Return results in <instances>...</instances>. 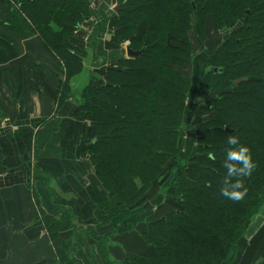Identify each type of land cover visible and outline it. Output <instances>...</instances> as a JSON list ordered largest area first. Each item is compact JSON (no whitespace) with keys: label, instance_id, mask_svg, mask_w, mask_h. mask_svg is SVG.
Listing matches in <instances>:
<instances>
[{"label":"trees","instance_id":"trees-1","mask_svg":"<svg viewBox=\"0 0 264 264\" xmlns=\"http://www.w3.org/2000/svg\"><path fill=\"white\" fill-rule=\"evenodd\" d=\"M3 1L0 24L21 38L40 36L64 66L60 99L69 95V81L84 63V50L70 39L92 16L90 2ZM115 1L119 9L109 19L110 42L145 49L109 64L103 80L93 75L75 113L89 122L90 160L121 211L142 204L160 175L164 181L172 176L193 81L188 68L197 51L191 32L202 42L210 22L229 31L199 76L198 92L213 95L205 130L196 138L197 153L165 186L180 206L149 222L147 251L130 253L123 263L231 264L264 207V0ZM238 78L244 79L234 83ZM231 135L249 148L256 163L242 178L247 193L240 200L219 192ZM106 218L100 211V226ZM43 219L58 255L65 257L59 220ZM64 264L72 263L66 259ZM256 264H264V254Z\"/></svg>","mask_w":264,"mask_h":264},{"label":"crops","instance_id":"crops-1","mask_svg":"<svg viewBox=\"0 0 264 264\" xmlns=\"http://www.w3.org/2000/svg\"><path fill=\"white\" fill-rule=\"evenodd\" d=\"M88 1L92 16L70 39L84 48L83 69L70 79L69 95L62 99L61 61L37 34L21 38L0 24V264H64L66 259L72 264H124L128 254L147 251V224L180 206L165 186L197 153L205 109L200 114L194 105L186 110L172 176L155 179L140 205L121 211L90 160L89 122L75 110L83 87L93 75L103 80L109 64L128 57V44L109 39L115 2ZM5 9L0 0L1 21ZM192 66L193 78L200 76L202 63ZM100 211L107 215L101 226ZM260 214L264 217V207ZM44 216L59 220L57 236L65 257L58 255ZM257 217L231 264H256L264 254V233L258 236L255 229L264 227V221Z\"/></svg>","mask_w":264,"mask_h":264},{"label":"clouds","instance_id":"clouds-1","mask_svg":"<svg viewBox=\"0 0 264 264\" xmlns=\"http://www.w3.org/2000/svg\"><path fill=\"white\" fill-rule=\"evenodd\" d=\"M223 168L225 169L219 189L220 195L229 200H240L247 193L243 177L250 176L256 163L249 148L236 135L227 137Z\"/></svg>","mask_w":264,"mask_h":264},{"label":"rangeland","instance_id":"rangeland-1","mask_svg":"<svg viewBox=\"0 0 264 264\" xmlns=\"http://www.w3.org/2000/svg\"><path fill=\"white\" fill-rule=\"evenodd\" d=\"M101 1H103V0H101ZM104 1L106 2V0H104ZM113 1L115 2V4L117 3L115 0H113ZM114 11L112 12V14L114 13ZM206 29H207L206 35H205V38L202 42L197 41L195 33L193 31L191 32L192 39L197 44L196 58H194L195 59L194 62L196 64L195 68L197 69L198 65H200L201 63L203 65V70H201V68H200V71H199L200 75H202L206 69L207 60H208L210 54L213 53V51L218 46H220L222 44V42L224 41L226 36L229 34L228 30H221V29L215 28L212 25V22L209 23V25L207 26ZM77 48H81V47H77ZM82 49L84 50L83 47H82ZM192 69H193V66L192 65L189 66L188 71H189V74L191 76L194 74V73L192 74ZM197 77L193 78V76H192L193 81L191 82L190 93H189V96L191 97V105L187 106L186 110L188 112L190 110V107L192 105H194L195 109H197V111H198V114L203 112L204 109H205V113L208 114L209 110L207 107V101H208L209 97H212L213 94H212V92H206V93H204V95L201 96V98L193 97L195 92H197L199 90L198 89V82H199L200 77L199 76H197ZM208 93H210V94H208ZM205 94H207V96ZM196 98H197V100H195ZM189 122L190 121L188 120V123ZM203 125L204 126L206 125L205 119H204V123H202L201 126H203ZM172 198L175 199V201H177V199L175 197L172 196ZM260 213L257 215L258 216L257 220H260V221L262 220V222H263L264 217ZM263 225H264V222H263ZM255 226H256L255 229L258 232V236H261L262 233H264V227L260 226V225H255ZM263 238H264V234H263ZM257 239H258V237L255 236V240H257ZM246 240H247V238H246ZM246 240H245V242H246ZM242 243H244V239L242 240L241 244ZM261 244L264 245V241H261Z\"/></svg>","mask_w":264,"mask_h":264},{"label":"water","instance_id":"water-1","mask_svg":"<svg viewBox=\"0 0 264 264\" xmlns=\"http://www.w3.org/2000/svg\"><path fill=\"white\" fill-rule=\"evenodd\" d=\"M119 9L118 5L114 6V10L117 11ZM145 47H142L141 49H132L129 45H127V54L128 56H138L144 51ZM244 78H238L234 80V83H239L242 81Z\"/></svg>","mask_w":264,"mask_h":264}]
</instances>
